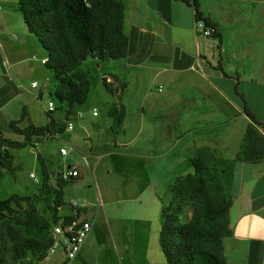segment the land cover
<instances>
[{"label":"crops","instance_id":"crops-1","mask_svg":"<svg viewBox=\"0 0 264 264\" xmlns=\"http://www.w3.org/2000/svg\"><path fill=\"white\" fill-rule=\"evenodd\" d=\"M0 3V136L18 140L13 137L19 134L9 125L11 121L20 120L16 127L48 122V117L34 114L26 95L42 98L53 76L40 62L47 53L15 9L17 0ZM123 3L127 55L112 60L88 56L80 65L90 76L96 72L100 79L107 77L115 88L114 95L108 92L111 99L100 94L107 116H99L98 111L92 115L95 107L89 103L87 121L79 125L91 143L89 156L98 160L101 155L93 149L101 145L132 148L140 137L137 145L148 152L141 156L175 168L180 161L191 166L190 159L197 150L206 149L214 157L225 194L232 198V234L223 238L225 264H264V160L246 163L235 159L251 122L244 108L264 125V0ZM195 12L209 20L217 37L195 31ZM32 82L37 86L31 87ZM112 107L124 112L119 136L115 135L118 130L111 129ZM43 111L48 112L46 107ZM80 112L83 115V110ZM131 115L135 130L127 137ZM66 120L70 121V116L66 115ZM67 206L70 212L66 215L87 219L84 205L74 207L69 202ZM58 251L63 258H44L37 264H63L65 254ZM68 264L99 262L74 258ZM123 264L166 263L153 258H125Z\"/></svg>","mask_w":264,"mask_h":264},{"label":"trees","instance_id":"trees-1","mask_svg":"<svg viewBox=\"0 0 264 264\" xmlns=\"http://www.w3.org/2000/svg\"><path fill=\"white\" fill-rule=\"evenodd\" d=\"M17 9L27 30L47 53L43 64L52 72L56 101L65 106L67 116L75 114V108L85 104L93 80L80 68L81 62L88 56L112 60L128 53L123 0H17ZM195 13L196 18L213 28L207 18ZM212 36L217 37L215 31ZM101 81L106 91L114 95L111 82L105 77ZM244 111L251 122L244 130L235 159L258 163L264 160V125L246 107ZM109 116L111 129L116 132L124 112L112 107ZM47 117L48 122L42 126L16 127L20 120L9 123L23 140L0 136V178L4 169L13 170L10 148L34 146V139L65 130L64 121L57 122L51 112H47ZM213 161L206 149L197 150L190 159L193 173L177 177L168 187L169 200L161 210L158 235L166 264H225L223 238L232 234V198L225 194ZM56 176L55 185H51L43 171L39 195L12 194L0 199V264H37L46 258L52 244V226L74 219V215L59 216L58 210L68 205L64 187L80 176L68 180L62 179L60 173ZM46 195L52 199L49 218L38 210V202ZM185 206L191 214L183 220Z\"/></svg>","mask_w":264,"mask_h":264},{"label":"rangeland","instance_id":"rangeland-1","mask_svg":"<svg viewBox=\"0 0 264 264\" xmlns=\"http://www.w3.org/2000/svg\"><path fill=\"white\" fill-rule=\"evenodd\" d=\"M91 76L93 80L88 98L85 104L75 108L76 112L83 110V118L78 119L75 114L70 116V122L74 126L72 130L67 128L65 106L58 104L53 95V78L47 82L48 88L42 98L26 95L36 116L47 117L43 107L52 101L55 109L51 116L58 119L57 121H64L66 127L63 132L34 139L37 145L9 149L13 170H3L0 178V199L12 194L39 195L43 171L48 174L50 184L55 185L57 173L74 165L80 172V178L64 187V200L67 204L77 202L84 205L87 219L91 222L90 232L84 242L85 247H82L75 260L89 258V261L99 264H123L125 258H153L165 262L158 242L161 210L169 200V185L178 176L193 173L192 165L180 161L179 166L166 168L162 161L141 156L148 152L137 145L140 137L132 148L118 144L101 145L93 149L97 155H101L98 160L90 157L91 143L79 125L87 121L88 111L85 110L89 103L94 105L99 116L106 117V104L100 94L111 99L102 85L99 73L91 72ZM133 121L134 116L131 115L127 137L135 130ZM107 130L112 138L122 134L118 129L115 135L110 128ZM13 137L23 139L20 135ZM61 147L67 150L66 155L60 153ZM82 157H86V162ZM30 173L37 181L30 177ZM51 201V196L46 195L38 202V210L44 217H50L48 206L52 204ZM69 212L68 206L64 205L59 208L58 215L65 216ZM190 214L191 209L185 206L183 220ZM46 258L60 259L63 255L58 251Z\"/></svg>","mask_w":264,"mask_h":264},{"label":"built area","instance_id":"built-area-1","mask_svg":"<svg viewBox=\"0 0 264 264\" xmlns=\"http://www.w3.org/2000/svg\"><path fill=\"white\" fill-rule=\"evenodd\" d=\"M194 29L199 35L205 37H212V34L215 31L212 27L207 26L201 18H196ZM40 62L44 63L45 59H41ZM106 79L108 80L107 77ZM36 86V82L31 83V87ZM46 109L48 112H52L55 109V104L52 101H49L47 103ZM92 115H97L96 108L92 109ZM75 116L80 119L82 117V112H76ZM72 127V123L68 121L67 128L71 129ZM33 145H37V142H33ZM60 153L62 155H66L67 150L65 148H60ZM82 160L86 162V157H82ZM77 176H79V170L74 165L63 168L60 171V177L65 180ZM30 177L37 181L36 177L32 173H30ZM71 204L74 207H82L81 203L71 202ZM90 229L91 222L87 219L74 218L72 221L67 223L62 221L57 222L51 228V236L53 240L46 252V255H52L58 250H62V252L65 254V261L63 264H68V262L74 259L78 254L85 239L87 238L88 233L90 232Z\"/></svg>","mask_w":264,"mask_h":264}]
</instances>
